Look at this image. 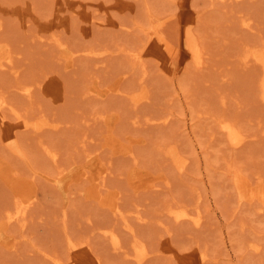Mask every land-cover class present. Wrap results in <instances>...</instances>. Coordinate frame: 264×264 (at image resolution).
<instances>
[{
    "label": "rangeland",
    "instance_id": "rangeland-1",
    "mask_svg": "<svg viewBox=\"0 0 264 264\" xmlns=\"http://www.w3.org/2000/svg\"><path fill=\"white\" fill-rule=\"evenodd\" d=\"M120 1L0 0V50L14 56V67L0 64V264H264V191L259 205L238 188L243 173L264 185V66L244 62L264 49V0H127L124 11ZM65 17L71 27H46ZM226 120L248 133L239 147ZM103 165L100 194L73 173ZM144 172L140 190L132 175ZM159 172L158 184L171 180L156 185ZM20 196L28 213L11 222ZM173 206L202 223L177 219Z\"/></svg>",
    "mask_w": 264,
    "mask_h": 264
},
{
    "label": "bare ground",
    "instance_id": "bare-ground-1",
    "mask_svg": "<svg viewBox=\"0 0 264 264\" xmlns=\"http://www.w3.org/2000/svg\"><path fill=\"white\" fill-rule=\"evenodd\" d=\"M76 1V0H75ZM130 1V0H129ZM129 3H132V1L131 2H128L127 0H125V1H120L119 3H118V8L119 9H121V10H123L124 11V9L126 8H128L129 6ZM34 4V5H33ZM33 4H32V6L31 7H33V9H31L33 12L32 13H34L35 12V2L33 1ZM72 4H73V2H72ZM22 6V5H21ZM26 6V5H25ZM68 6H69V4H68ZM71 6V5H70ZM78 5H77V3H75L74 4V6L73 7H77ZM1 7V6H0ZM2 7H3V5H2ZM6 8V7H5ZM71 8V7H70ZM14 9H16V8H14ZM69 9V8H68ZM13 10V9H12ZM18 10V9H17ZM67 10V9H66ZM70 10V9H69ZM6 11V10H5ZM14 11H16V10H14ZM8 12V11H7ZM13 12V11H12ZM17 12V11H16ZM19 12L20 11H18L17 13L19 14ZM23 12V11H22ZM29 12H30V10L28 9L27 11H25V12H23V18H24V23L25 24H27V21L29 20ZM67 12H69V11H67ZM91 12V11H90ZM12 14V13H11ZM13 15H15V13L13 14ZM20 15H22V14H20ZM36 15V14H35ZM52 15V14H51ZM78 15V14H77ZM82 15V14H81ZM86 15V14H85ZM32 17V16H31ZM92 17H94V15H92ZM244 18L243 19H245V17H246V15L245 16H243ZM252 17V16H251ZM62 18V17H61ZM250 18V17H249ZM249 18H246L245 20H244V22H245V24H247L248 26H250V28H253V26L255 25V21L252 23L251 22V19H249ZM20 19V18H19ZM55 19V18H54ZM89 19V18H88ZM93 19V18H92ZM95 19V18H94ZM93 19V21H95V22H97V20H94ZM36 20V19H35ZM41 19H39V21L38 22H41L40 21ZM53 20V19H52ZM59 20V18H57V20L56 21H54V22H52V23H50V24H48V26H46V27H48L49 29H53L52 30V32H55L56 30V27L57 26H59V25H64V26H66V27H71V25H70V20L68 19V17L66 18H64L63 20H61V21H58ZM83 20V19H82ZM87 20V19H86ZM90 20V19H89ZM113 20V19H112ZM252 20H254L253 19V17H252ZM20 21H21V19H20ZM19 21V22H20ZM80 21V20H79ZM84 21V20H83ZM92 21V22H93ZM49 22V21H48ZM50 22H51V20H50ZM72 22V21H71ZM82 22V21H81ZM84 22H86V21H84ZM83 22V23H84ZM90 22V21H89ZM91 22V23H92ZM42 23V22H41ZM40 23V24H41ZM87 23V22H86ZM90 23V25H93V24H91ZM101 23V22H100ZM99 23V24H100ZM21 24V23H20ZM46 24V23H45ZM72 24V23H71ZM89 24V23H88ZM98 24V25H99ZM254 24V25H253ZM3 25V24H2ZM1 25V26H2ZM21 25H23V23L21 24ZM87 25V24H86ZM100 26V25H99ZM248 26H246V27H248ZM252 26V27H251ZM41 28H42V26H40ZM94 28H95V26H93ZM92 27V28H93ZM255 27V26H254ZM25 28V27H24ZM91 28V29H92ZM94 28H93V30H94ZM249 28V27H248ZM66 29V28H65ZM71 29V28H70ZM91 29L89 28L88 29V32H90L91 31ZM57 30H58V28H57ZM70 31V30H69ZM94 32L95 31H93V35H94ZM48 33H51V31L50 32H48ZM55 33H57V32H55ZM57 35V34H56ZM52 36V35H51ZM87 37V36H86ZM89 37V36H88ZM91 37V36H90ZM89 37V38H90ZM191 38V37H190ZM57 40V38H54V40ZM189 40V39H188ZM190 41H191V39H190ZM83 46V45H82ZM58 47H59V45H58ZM57 47V48H58ZM191 49H195L194 50V52H195V57H196V60H197V62H199L200 64V66H204L205 65V51H203V48H201V46H199L198 44H191ZM255 47V46H254ZM11 48V47H10ZM73 48L74 47H72V50H73ZM258 48H260L259 46H258ZM77 49V48H76ZM75 49V50H76ZM78 49H81V46L80 47H78ZM77 49V50H78ZM83 49V48H82ZM92 49V48H91ZM253 49H255V48H253ZM59 50V49H58ZM57 50V51H58ZM84 50V49H83ZM94 50H96V48L94 49ZM11 51V50H10ZM74 51V50H73ZM98 51V48H97V50H96V52ZM81 52H82V50H81ZM95 52V53H96ZM140 52V51H139ZM205 52V53H204ZM75 53L76 52H74V55H75ZM83 53H85L84 51H83ZM101 53H103V52H101ZM13 54V53H12ZM12 54H11V52H9L8 50H0V64L2 65V66H4L5 67V65H9V67L11 66V67H14L13 66V58H14V56H12ZM61 54V53H60ZM97 54H99L98 52H97ZM73 55V56H74ZM136 55V54H135ZM246 58L244 59L245 61V64H246V62H248V64H249V61L251 62V60L252 59H256V60H258V61H260L261 63H262V65L264 66V49H255V50H251L250 49V52L247 54L246 53ZM78 56V55H77ZM76 56V57H77ZM88 56V55H87ZM93 56V55H92ZM96 56V55H95ZM99 56H100V54H99ZM75 57V58H76ZM206 58H207V56H206ZM74 60V59H73ZM76 60H78V59H75L74 61H76ZM205 62V63H204ZM16 66L17 65H15V68H13L14 69V71L15 70H17L16 69ZM264 67H262V69H263ZM4 69V68H3ZM10 69H12V68H10ZM125 71H127V70H125ZM17 73H18V70L16 71ZM19 72H20V70H19ZM263 72H264V70H263ZM120 73H123V72H120ZM125 73V72H124ZM127 73V72H126ZM116 75H120V74H116ZM126 76H127V74H126ZM126 76L124 75V77L123 78H126ZM117 77V76H116ZM116 77H114V78H116ZM122 78V77H121ZM118 79V78H117ZM114 80V79H113ZM121 80V79H120ZM124 80V79H123ZM37 82V81H36ZM117 82H119V81H117ZM29 83H30V80L28 81V85H29ZM34 83V80H33V82L31 83V84H33ZM106 83V82H105ZM114 84V83H113ZM23 85V84H22ZM25 85V84H24ZM34 85V84H33ZM48 85V84H47ZM115 85V84H114ZM20 86H21V84H20ZM20 86H17V87H20ZM26 86V85H25ZM25 86H22V87H25ZM35 86V85H34ZM102 86V85H101ZM104 86V85H103ZM102 86V87H103ZM261 86H262V91H263V95H264V74H263V76H262V80H261ZM110 88H111V86H109ZM109 87H107V88H109ZM120 87V86H119ZM21 88V87H20ZM97 88V87H96ZM109 88V89H110ZM25 89H26V91L29 93V94H32L31 92H33L32 91V87L29 85V86H26L25 87ZM25 89H23V90H25ZM54 89V88H53ZM115 88H113V90H114ZM112 90V91H113ZM56 91H57V89H56ZM111 91V90H110ZM103 92V91H102ZM119 92V91H118ZM26 93V92H25ZM108 94V93H107ZM143 94V93H142ZM145 95V94H144ZM30 96V95H29ZM54 96H56V95H54ZM54 96H53V98H54ZM62 97V96H61ZM141 97H145V96H141ZM63 98V97H62ZM138 98L140 99V95L138 96ZM137 98V99H138ZM140 100H142V99H140ZM140 100H139V102H140ZM6 102H8L6 99H2L1 100V104H2V106L4 105L5 106V104H6ZM139 102H137V103H139ZM11 105V104H10ZM10 105H8V106H10ZM7 106V107H8ZM12 107V106H11ZM10 107V108H11ZM9 108V109H10ZM139 115V114H138ZM105 116V115H104ZM165 116V115H164ZM201 116H203V114L201 115ZM205 116H207V115H205ZM91 117H93V116H91ZM140 117V116H139ZM158 117V116H157ZM162 117V116H161ZM194 117V116H193ZM209 117V116H208ZM94 118V117H93ZM105 118V117H104ZM170 118V117H169ZM168 118V119H169ZM150 119V118H149ZM148 119V120H149ZM157 119H159V118H157ZM163 119H165V118H163ZM228 119V118H227ZM41 119H39V121H40ZM134 120H135V118H134ZM133 120V121H134ZM152 120V119H151ZM155 120H156V117H155ZM138 121V120H137ZM136 120H135V122H137ZM140 121V120H139ZM154 121V120H153ZM223 121V120H222ZM149 122V121H148ZM155 122V121H154ZM187 122V121H186ZM235 122V121H234ZM234 122H231L230 120L229 121H227L226 120V122H223L222 123V128L224 129L223 131L224 132H226V135L228 134V137L232 140L231 142H233V145H234V148H236L237 146L239 147V145L246 139V137H247V134L245 135L243 132H242V129H240L236 124H238V123H234ZM151 123V122H150ZM24 124H27V123H24ZM163 124H166V125H168L167 124V121L165 122L164 121V123ZM200 124L198 123V126H199ZM189 126V125H188ZM201 126V127H200ZM199 127H193V129L194 128H196V130H197V132H199L198 130L199 129H202V125H200ZM206 126V125H205ZM204 126V127H205ZM189 130H191V129H189ZM196 130H194V132H196ZM112 132H114V131H112ZM201 132V131H200ZM137 134H138V132H137ZM211 134H213V133H211ZM131 135V134H130ZM204 135V134H203ZM202 135V136H203ZM212 136H215V134H213ZM109 138V137H108ZM129 138V137H128ZM214 139H215V137H213ZM213 138H211V139H213ZM128 140V139H127ZM120 142H121V140H119ZM119 142V144H121ZM131 144V143H130ZM45 145H47V144H45ZM112 145V144H111ZM129 145V144H128ZM176 146H177V144H175ZM232 145V146H233ZM48 146H50V145H48ZM115 146V145H114ZM170 147H172V146H170ZM46 148V147H45ZM50 148H51V146H50ZM173 148V147H172ZM48 149H49V147H48ZM52 149V148H51ZM131 149V148H130ZM169 149V148H168ZM119 150H122V151H125V150H127V148L126 147H119ZM172 150V149H171ZM177 150L179 151V153H180V150L177 148ZM135 151V150H134ZM174 151V153L175 154H177L176 152H175V150H173ZM127 152V151H126ZM132 152H133V150H132ZM170 153H171V151H170ZM178 153V154H179ZM181 153H182V151H181ZM50 154V153H49ZM51 155V154H50ZM171 156H173L172 155V153H171ZM179 157V156H178ZM188 158L189 157H185L184 156V154H183V157H179V160H178V162H179V165H180V168L183 170V169H185L186 168V166H187V163H188ZM175 160H177L176 158H175ZM176 164H178V163H176ZM143 165V164H142ZM147 165H149V164H147ZM178 165V166H179ZM145 166H146V164H145ZM148 168H149V166H148ZM157 168H158V170H157ZM156 168V170L157 171H160V169H159V167H157ZM151 169V168H150ZM153 170H154V168H152ZM151 169V170H152ZM162 169H163V167H162ZM239 170H240V168H238ZM238 169H236V170H238ZM152 170V171H153ZM236 170H234V171H236ZM75 172H73V173H76V172H78V173H80V175H79V178H82V177H84V178H89V179H91V180H94L95 181V184H96V187L94 188V194H100L102 191H103V189H104V186L107 184V181H106V179H107V173H108V171H109V168H108V166L107 165H103V166H101L100 167V169L96 172H92L91 170H89V169H85V170H80V171H76V170H74ZM157 171L155 172V170L153 171V172H155V173H157ZM166 174H167V172L166 171H164ZM182 172V171H181ZM239 173L241 172V173H243V171H242V168H241V170L240 171H238ZM183 173V172H182ZM239 173H237V174H239ZM240 173V174H241ZM159 174H160V172L158 173V175L156 174V178H154L155 180H153V181H155L156 182V185L158 184V181H156L157 180V176H159ZM70 175H72V174H70ZM153 175H155L154 173H153ZM169 175V174H168ZM167 175V176H168ZM235 175V174H234ZM243 175H244V173H243ZM242 175V176H243ZM245 175H246V173H245ZM244 175V176H245ZM262 175V174H261ZM78 176V175H77ZM240 177V184L238 185V186H240V187H238V188H240L241 190V192H242V196L243 197H247V198H249V200H253L252 202L254 203V199H255V201H256V203H260L259 205H261V203H263V202H261V201H259V200H256V199H259V198H257V196L259 195V192H261V193H263V191H264V185H262V181H258L259 179H262V176H254L253 175V177H256V178H258L259 177V179L258 180H256L257 182H254L253 181V179L252 180H250V179H248V178H252V176L250 175V177H249V175H247V177ZM153 177V176H152ZM236 177H237V175H236ZM164 178V177H163ZM162 178V179H163ZM167 178H170V179H164L165 181H167V180H171V177H167ZM161 179V181H160V183L162 182V181H164V180H162ZM255 179V178H254ZM82 180V179H81ZM146 178H145V172L144 173H135L134 175H132V184L137 188V189H140V188H145V187H148L149 186V184L148 183H146ZM150 180V179H149ZM152 180H150V182H151ZM168 181V182H169ZM238 182V181H237ZM152 183V182H151ZM154 183V182H153ZM160 183L158 184L159 186H161L160 185ZM131 184V183H130ZM161 184H163V183H161ZM264 184V183H263ZM154 185V184H153ZM155 185V186H156ZM152 186V185H151ZM133 187V186H132ZM235 187H236V185H235ZM135 188V189H136ZM155 188V187H154ZM158 188V187H157ZM21 189V188H20ZM152 189V188H151ZM156 189V188H155ZM141 190V189H140ZM261 190V191H260ZM237 191V190H236ZM26 192V191H25ZM236 193H238V191L236 192ZM26 193H21V195H25ZM19 195V194H18ZM264 195V194H263ZM237 196H238V194H237ZM26 196H20V197H18V198H20V200H19V203H18V208H17V210H15V211H11L10 213H9V215H8V219H9V221H13V220H22V219H24L25 217H26V215H27V213H28V210H29V207H30V204H31V200H30V198H25ZM118 196H116V198H117ZM259 197V196H258ZM263 198H264V196H263ZM263 198H261V199H263ZM244 201V204L247 202L245 199H243ZM248 200V199H247ZM264 200V199H263ZM101 201V200H100ZM246 201V202H245ZM251 202V203H252ZM241 204H242V201L240 202ZM249 203V202H248ZM185 205V204H184ZM240 205V204H239ZM251 205V204H250ZM249 205V206H250ZM263 206V208H264V204H262ZM242 206H244L242 209H244L245 210V206H246V204L245 205H243L242 204ZM175 206H173V208L172 209H170L171 211H173L174 212V216H175V214H176V218L177 219H183V218H190L191 220H194L195 221V223H199V224H201L202 223V213L201 214H194L195 212L193 211V209L191 210L190 208L191 207H187V206H185V207H183V206H181V208L180 209H177L178 207H176V208H174ZM247 208H250V207H248V205H247ZM246 208V209H247ZM113 209H114V211L116 212V213H118V214H124V212H123V210H122V208H121V206H120V204H119V202H118V200H115L114 202H113ZM251 209H252V207H251ZM137 210H138V208H137ZM136 210V211H137ZM254 210V209H253ZM252 210V211H253ZM255 210H258V209H255ZM259 210H260V206H259ZM141 211V213H142V210L140 209V210H138V212H140ZM193 211V212H192ZM199 211V210H198ZM252 211H250V212H252ZM200 212V211H199ZM238 212V210L236 211V213ZM241 212V211H240ZM255 212V211H254ZM235 213V214H236ZM239 213V212H238ZM256 213V212H255ZM140 214V213H139ZM252 214H254V213H252ZM257 214H258V212H257ZM259 214H261L260 212H259ZM262 214H264V213H262ZM137 215V214H136ZM142 215V214H141ZM144 215V214H143ZM237 215H239V214H237ZM258 216H260V215H258ZM6 217V216H5ZM264 217V216H263ZM139 219V218H138ZM244 219V218H243ZM246 219V218H245ZM251 219H252V217H251ZM253 219H254V217H253ZM252 219V220H253ZM14 222V221H13ZM16 222H19V221H16ZM243 222H245V220H243ZM242 222V223H243ZM247 222V221H246ZM245 224V223H244ZM248 226V222H247V224H245L244 226H245V231H246V227ZM128 227V226H127ZM247 229H248V227H247ZM250 230V229H249ZM252 230V229H251ZM256 234V233H255ZM255 236V235H254ZM253 236V237H254ZM251 239V238H250ZM76 241V240H75ZM79 241V240H78ZM70 242V241H69ZM83 242V241H82ZM255 243V242H254ZM253 243V244H254ZM257 243V242H256ZM72 246L74 247V246H77V245H79L80 244V242H73L72 241ZM136 245H137V243H135ZM248 244H249V240H248ZM252 244V241H251V243L249 244V245H251ZM258 244V243H257ZM114 245H115V247L117 248V250H118V248H121L122 247V244H121V242L119 241V240H115V242H114ZM139 245V244H138ZM255 245V244H254ZM260 245V244H259ZM259 245H258V247H259ZM70 246V245H69ZM252 246V245H251ZM250 246V247H251ZM114 247V248H115ZM248 247V246H247ZM257 247V248H258ZM256 248V249H257ZM252 249H254V247L252 248ZM255 249V250H256ZM81 250V249H80ZM138 250V249H137ZM258 250V249H257ZM256 250V251H257ZM259 250H260V248H259ZM139 251H141V250H139ZM145 252V251H144ZM143 252V253H144ZM148 252V251H147ZM147 252H145V254H142V255H138L139 256V259L138 260H140V261H142L143 259L145 260V255H147L146 253ZM71 253V252H70ZM57 258H59V257H57ZM54 261H56V263L58 264V262H57V260L55 259ZM75 262V261H74ZM101 262V261H100ZM103 263H105V262H103ZM99 264H102V263H99Z\"/></svg>",
    "mask_w": 264,
    "mask_h": 264
}]
</instances>
